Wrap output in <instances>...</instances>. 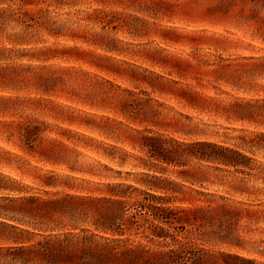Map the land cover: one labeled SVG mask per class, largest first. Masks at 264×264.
<instances>
[{"label":"rangeland","instance_id":"374dc122","mask_svg":"<svg viewBox=\"0 0 264 264\" xmlns=\"http://www.w3.org/2000/svg\"><path fill=\"white\" fill-rule=\"evenodd\" d=\"M245 1L246 16L259 8ZM217 4L218 0H0V56L5 58L0 67H36L17 78L16 89L0 88V96L24 99L8 112L0 110V182L24 188L0 190V208L7 203L2 198L36 195L63 198L69 210L82 204L66 194L104 195L97 190H104L99 182H125L141 190L156 184L169 190L150 192L166 195L171 206L182 207L169 213L175 223L169 230H213L216 224H199L200 211L183 209L201 203L190 188L238 199L216 182L229 184L240 177L250 189L264 192V29L257 31L231 15L238 14L236 4L229 16L212 12L210 7ZM18 8L41 11L50 19V31L37 30V43L6 40L19 31L10 16ZM258 15L264 18V10ZM33 51L41 57L19 58ZM34 73L42 79H35ZM14 122L37 127L31 132L34 152L23 147ZM143 137L148 150L160 145L179 163L151 156L141 144ZM197 141L237 147L255 160V168L243 173L233 168L216 171L212 162L196 157ZM194 176L207 182L191 184ZM44 178L55 185H45ZM178 188L194 200L172 201L181 196L175 192ZM130 193L158 205L143 191ZM243 199L264 203V195ZM179 216L183 223L175 221ZM3 221L10 220L0 215ZM238 229L264 250V217L243 218ZM0 230H6L1 223ZM8 244L0 240V246ZM0 264L10 263L0 255Z\"/></svg>","mask_w":264,"mask_h":264},{"label":"trees","instance_id":"16d2710c","mask_svg":"<svg viewBox=\"0 0 264 264\" xmlns=\"http://www.w3.org/2000/svg\"><path fill=\"white\" fill-rule=\"evenodd\" d=\"M218 1L219 4L210 7L212 12L229 16L231 6L236 4L240 6L238 14L231 15L248 21L257 31L264 29V18L258 15L259 11L264 10V0H251L259 8H253L247 16L242 11L245 0ZM16 11L18 12L10 16L14 17L19 31L7 37V41L20 45L35 44L39 41L36 38L39 33L37 30H51L50 19L41 11L30 13L21 8ZM3 50H7V47ZM35 51L29 55L21 54L19 58H40ZM1 52L0 48V54ZM47 57L43 56L44 59ZM2 59L5 58L0 56V60ZM18 65L0 67V88L16 89L17 78L29 72V68H36L31 63ZM33 75L39 81L42 79L40 74ZM20 101L22 104L24 99L0 96L1 112L14 109ZM14 124L23 147L34 152L35 139L31 132L37 127H31L30 123L25 122ZM141 144L151 156L166 163H179L174 154L163 150L160 145H154L151 150L149 146L148 150L147 138L143 137ZM196 144L199 146L196 157L212 162L216 171L226 172L233 168L235 172L243 173L255 168L252 166L255 160L237 147L205 141H197ZM123 154L126 155L127 152ZM120 163H124L123 160ZM261 179L264 182V175ZM160 180L172 183L164 178ZM189 181L200 186L207 182V179L194 176ZM42 182L45 185H55L45 178ZM209 183L213 185V182ZM216 183L223 186L226 193L238 195L239 198H230L217 191L190 188L197 196H202L194 198L201 203L194 208H183L190 212L200 211L201 216L197 218L199 224L202 227L216 224L217 227L213 230H169L170 227H175V223L170 221L169 213L182 207L171 206L170 197L166 198V195L159 196L150 192L153 188L169 190L163 185L150 184L149 190H141L125 182H99L98 185L103 186L104 190H97L104 191V195L66 194L65 196L76 200V203L82 204L80 208L69 210L62 202L63 198H44L36 195L2 198L7 200V203L2 204L0 215L10 221L0 222L6 228L0 230V240L10 244L0 246V255L8 259L10 264H264V250L254 242L247 241L238 229L243 218L264 217V208L261 207L264 203L243 199L264 195L263 188L252 190L246 179L240 177H236L229 184ZM183 186L181 184V187ZM23 189L0 182V190L21 192ZM130 190L143 191L147 196L158 200V205L146 204L142 200L132 198ZM175 192L181 196L174 197L172 201L184 203L194 200L179 188ZM65 217H68V220ZM175 221L183 223L182 216L175 217ZM86 224H90L92 228L84 226Z\"/></svg>","mask_w":264,"mask_h":264}]
</instances>
